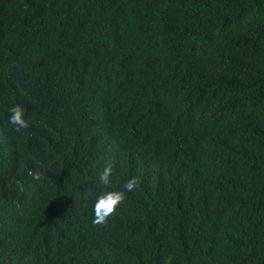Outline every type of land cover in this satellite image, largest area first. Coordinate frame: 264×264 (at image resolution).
I'll return each mask as SVG.
<instances>
[{
    "label": "trees",
    "instance_id": "obj_1",
    "mask_svg": "<svg viewBox=\"0 0 264 264\" xmlns=\"http://www.w3.org/2000/svg\"><path fill=\"white\" fill-rule=\"evenodd\" d=\"M0 264H264V0H0Z\"/></svg>",
    "mask_w": 264,
    "mask_h": 264
},
{
    "label": "clouds",
    "instance_id": "obj_2",
    "mask_svg": "<svg viewBox=\"0 0 264 264\" xmlns=\"http://www.w3.org/2000/svg\"><path fill=\"white\" fill-rule=\"evenodd\" d=\"M9 112V122L15 127L16 132H21V130L29 128V120L25 118V110L21 105L17 104L13 106L10 108ZM113 174L114 165L112 163H108L100 174V181L105 186V188L113 185ZM29 175H32L34 179H40L39 172H29ZM137 187L138 178L135 177L128 180L123 185V188L127 192H133ZM125 199V191L107 190L102 192L94 204V218L92 220V224L94 226L101 227L107 226L109 223V218L114 217L117 214L118 209L124 203Z\"/></svg>",
    "mask_w": 264,
    "mask_h": 264
}]
</instances>
